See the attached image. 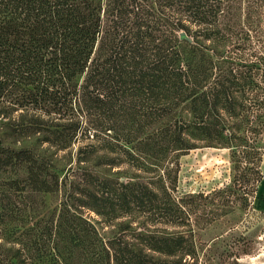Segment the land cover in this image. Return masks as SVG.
Instances as JSON below:
<instances>
[{
  "label": "trees",
  "instance_id": "trees-1",
  "mask_svg": "<svg viewBox=\"0 0 264 264\" xmlns=\"http://www.w3.org/2000/svg\"><path fill=\"white\" fill-rule=\"evenodd\" d=\"M263 126L264 0H0V264H202L208 205L258 196ZM204 146L232 181L179 190Z\"/></svg>",
  "mask_w": 264,
  "mask_h": 264
},
{
  "label": "rangeland",
  "instance_id": "rangeland-1",
  "mask_svg": "<svg viewBox=\"0 0 264 264\" xmlns=\"http://www.w3.org/2000/svg\"><path fill=\"white\" fill-rule=\"evenodd\" d=\"M261 125L263 124L261 123ZM258 130L260 131L259 137H261L259 144L264 146V126L259 127ZM75 150L76 145L72 148L74 157ZM179 161L178 188L181 191L204 190L209 192L216 187L225 186L234 177V163L229 147H197L181 155ZM241 165L254 167L257 171L262 170L263 178L258 185V196H255V191L246 193L249 197L246 203L239 196L238 190L231 196L232 205L218 206V204H214L212 208L208 205L207 216L201 218V223L195 227L200 233L198 234L201 240L199 242L204 245L200 250V254L204 257L201 259L202 264H264V147L259 156L252 160L250 158L243 159ZM251 187V184L247 187L244 185L240 191L248 190ZM54 201H56L55 196L51 198V202ZM84 213L95 221L101 230L102 222L97 221L100 217L93 211L85 210ZM198 214L203 216V210L200 209ZM206 217L215 221L212 222V225L202 228ZM12 221L19 226H26L20 235L21 240L33 241L37 238L35 220ZM1 224L2 220H0V226ZM102 230H106V226H103ZM14 239L17 240L14 236L9 237V235L0 233L2 246L0 253L2 255L12 252L9 249L11 244H15L16 248L19 247L20 243H14ZM41 239H45V237ZM40 245L43 243L41 242ZM46 245L44 244L45 247ZM33 246V248L26 251L20 250L17 253L22 264H51V256H40L39 250L36 248L37 245ZM246 250L250 252L246 253Z\"/></svg>",
  "mask_w": 264,
  "mask_h": 264
},
{
  "label": "water",
  "instance_id": "water-1",
  "mask_svg": "<svg viewBox=\"0 0 264 264\" xmlns=\"http://www.w3.org/2000/svg\"><path fill=\"white\" fill-rule=\"evenodd\" d=\"M179 34H180V38L190 39V37L186 34L184 30H181Z\"/></svg>",
  "mask_w": 264,
  "mask_h": 264
}]
</instances>
